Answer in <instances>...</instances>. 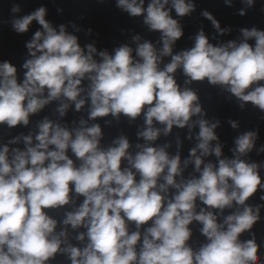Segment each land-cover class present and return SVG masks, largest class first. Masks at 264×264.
<instances>
[{
    "label": "clouds",
    "instance_id": "obj_1",
    "mask_svg": "<svg viewBox=\"0 0 264 264\" xmlns=\"http://www.w3.org/2000/svg\"><path fill=\"white\" fill-rule=\"evenodd\" d=\"M240 3L245 17L256 0ZM23 6L12 0L9 14L0 13V28L18 35L39 25L19 69L0 60V130L9 133L0 134V264H56L58 257L67 264H264L254 230L264 221V160L251 159L264 154L260 129L239 131L240 121L229 118L238 134L226 156L221 121L207 118L191 86L217 87L264 121V29L241 27L238 40L214 43L201 27L191 47L174 51L196 0H115L159 38L136 34L110 52L95 42L82 47L74 34L81 28L54 27L45 6L27 13ZM200 15L219 35L232 31L208 10ZM53 104L56 119L44 115L27 134L10 135ZM70 109L84 114L66 122ZM122 118L142 120L135 132L142 142L121 131L104 144L99 121L110 127ZM174 127L196 142L184 159L179 132L175 154L172 141L156 143ZM197 232L203 240L194 244Z\"/></svg>",
    "mask_w": 264,
    "mask_h": 264
},
{
    "label": "water",
    "instance_id": "obj_2",
    "mask_svg": "<svg viewBox=\"0 0 264 264\" xmlns=\"http://www.w3.org/2000/svg\"><path fill=\"white\" fill-rule=\"evenodd\" d=\"M12 0H0V13L4 16L9 14V9ZM23 13L30 12L39 6H45L48 9L46 19L52 22L54 27H59L60 24L68 25V31L74 32L71 27V23H75L81 31L75 33L79 37V42L83 47L87 43L95 42L98 50L107 49L110 52L113 48L119 46L121 43H131V37L139 34L142 38L150 39L155 42L159 38L158 33H152L147 30V27L143 25L142 18H131L127 13L115 7V0H105L104 3H99L98 0H23ZM148 0H145L147 5ZM197 11L193 13L191 18H183V27L185 30V36L177 42L174 47V51H179L192 46V39L195 33L202 27L207 35L210 37L215 36L216 39L211 42H227L230 39H239V29L241 27L256 26L264 29V12H261V7H264V0H256V5L253 9L249 10L248 15L240 17L237 14L238 9L244 7L240 3V0H233V6L228 7L224 4L223 0H196ZM62 9V11H57ZM202 10H208L215 18L220 22L222 28H231L232 31L223 36L216 33L212 27L211 22L203 18L200 15ZM22 13V14H23ZM175 17V13L173 12ZM39 28L36 22L30 26L29 32L26 34L18 35L11 31L9 27L0 28V60L9 59L14 64L19 65L22 63L23 58L27 54L25 47L26 42L31 38V35ZM92 29L90 35H86V30ZM135 47V45H132ZM178 82L183 84V76L177 74ZM194 88H198L199 95L201 97V103L207 110V118L213 117L220 119L221 127L217 129V133L220 136V141L225 145L223 151L226 156H231L229 149L233 146V138L237 135V131L233 130L227 123L229 118L240 121L239 131L259 127L260 129V140L257 142L264 143V121L258 119V113L254 110L241 112L237 107L234 98L232 100L227 99V93H221L217 87H210L207 83L191 85ZM55 104L47 107L39 117H34L28 128L18 126L16 129L11 131L10 135H16L19 132H27L34 128L37 119L42 118L44 115H49L51 118L56 119L57 117L53 114L52 108ZM84 113H75L73 109L69 110L68 116L65 118L66 122H70L72 119H78V117ZM105 132V138L103 143L108 144L111 140L117 136L121 131L129 136L131 142H142L137 141L135 132L137 125L142 123V120H138L136 124L128 125L125 119H121L119 124L113 122L112 126L104 127L103 120L99 121ZM198 131V129L194 130ZM179 132L182 141L181 157L186 158L188 150L195 145V140H187V129H176L174 127L173 133L165 138H161L156 142L163 144L166 140L172 141V148L169 149L170 153L175 154V136ZM0 134L4 136V139L9 138L8 131L0 130ZM23 147V145H18ZM210 159H215L211 157ZM253 160H264V154L256 155L255 152L251 154ZM192 168L186 170L185 175L191 172ZM259 203L258 199L253 201ZM264 214V211H262ZM198 226H194V229ZM255 232L257 235L258 242H264V221L258 223L255 226ZM75 235V233H72ZM243 238H248L247 234ZM203 240V237L199 236L198 232L194 236V244H198ZM73 243H76L73 241ZM56 264H67V261L63 257H58Z\"/></svg>",
    "mask_w": 264,
    "mask_h": 264
}]
</instances>
